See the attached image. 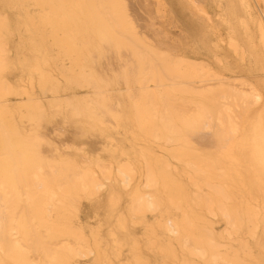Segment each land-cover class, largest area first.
<instances>
[{
    "label": "bare ground",
    "instance_id": "6f19581e",
    "mask_svg": "<svg viewBox=\"0 0 264 264\" xmlns=\"http://www.w3.org/2000/svg\"><path fill=\"white\" fill-rule=\"evenodd\" d=\"M1 1L5 6L12 0ZM32 5L40 8L42 41L52 37L59 56L70 60L82 51L93 59L83 76L99 95L89 103L68 102L69 108L104 134L99 125L109 114L134 138L126 149L106 135L103 148L109 147L116 162L114 176L98 158L101 174L64 153L62 148L73 144L63 133L46 135V116L36 98L26 105L36 129L20 128V115L7 97L11 85L1 77L9 67L4 54L12 21L0 17V264H75L93 253L94 264H114L112 257L151 264L129 218L146 226L148 246L163 253L162 264H168V252L181 264H264V0H168V36L156 26V0H33ZM76 9L88 17L85 30L76 26ZM35 47L40 52L41 45ZM104 57L112 69L121 66L111 80L128 88L124 97L116 96L118 117L102 88L109 84L98 69ZM233 67L234 75H227ZM29 70L47 81L39 62ZM127 122H135L140 134ZM149 138L168 144L169 159L146 145L138 149ZM133 154L145 165L143 187L130 193L123 213L113 179L121 187L132 184ZM170 158L184 167L172 168ZM104 191L107 198L97 206L106 203L108 217L115 216L122 231L110 232L111 253L101 250V236L96 235L95 248L85 246L87 222L80 216L82 199ZM209 216L227 224L218 237ZM226 238L233 244L223 243ZM174 243L182 247L181 259ZM125 245L129 255L122 258Z\"/></svg>",
    "mask_w": 264,
    "mask_h": 264
},
{
    "label": "rangeland",
    "instance_id": "374dc122",
    "mask_svg": "<svg viewBox=\"0 0 264 264\" xmlns=\"http://www.w3.org/2000/svg\"><path fill=\"white\" fill-rule=\"evenodd\" d=\"M131 1L132 0H130V2ZM32 3L33 0H12L7 5L3 6L2 1L0 0V12H2L0 17L9 18L12 21L7 36L8 47L4 54L6 61L9 63V67L4 71L1 77L7 79L8 83L11 85L12 93L7 97L11 100L10 103L14 104V108L12 109L20 115L19 122L21 126L19 127L27 131H34V129H36L37 126H35V123L29 120L26 116V105L31 102L29 101L31 98H36V100L34 99L33 101L42 105L46 116L44 123V127H46V135L51 139L54 134L60 132L65 135L67 141L73 144V148L67 149L61 147L64 153L70 155L74 154L79 161H85L87 164L89 162L92 164V167L97 174H101L100 165H105L111 169L113 175L116 176V162L110 155L111 152L109 151V147L103 148L106 147V135H111L110 137H113L114 143L120 141L127 149L131 144L130 141L134 138V133L129 130L126 131L124 128L116 127L114 118L109 114H106L102 116L104 121L99 125L106 129L104 134L98 129L92 127L94 126V123L90 118L82 114H75L72 109L69 108L68 102L75 99H85L89 103L96 95H99V93H93V90L86 85L83 76L85 71H89L93 67V59L89 54L86 56L85 51H82L80 57H78L77 54H74V60H70L69 56H66L65 54L59 56L58 49L52 37L46 36V39H43L42 41V34L39 31V28L42 30L44 26H42V22L38 17L40 8L33 6ZM75 4L77 5V2ZM155 6L154 7L159 14L155 19L156 26L162 28L165 36H168V0H156ZM26 8L31 10L32 15H36L33 19H29L25 16V12L29 11ZM22 9H24V12ZM175 10L177 17L180 21H183L182 15L179 13L180 7L176 6ZM141 11L143 15L148 13L145 7H141ZM75 13L74 17L75 22L77 23L76 26L79 27V30H85V23L88 21L86 13L79 12L77 9ZM76 26L71 27V29L78 30ZM139 28L142 30V35L145 36L144 29L141 26ZM40 45L42 51H35V46L39 47ZM44 47L49 49L48 54L44 51ZM156 48L159 49L158 47ZM163 49L168 51V47ZM45 59H47L48 62H46ZM230 60H232V58H230ZM100 61L102 64L98 69H101L100 73H102V77L109 81V84H102V88L106 90L107 93L105 94L112 98L115 115L118 117L120 109L116 103V96L121 95L124 97L128 88L124 83L120 84L113 82L110 74L113 70L116 72L121 66L116 64V68L112 69V67H109L110 65L107 66V60L105 57ZM38 62L41 65V73L44 74L47 81H42V78L40 77L42 74L29 70L31 65L37 64ZM234 70L235 68L233 67L231 70H226L225 73L231 76L234 75ZM244 78L245 76L242 77V79ZM126 100L129 101L130 104L133 103V99ZM133 116L134 115L131 113V120H133ZM135 124V122H127V125L131 126V129L134 130V132L140 134L138 128L133 126ZM143 145L152 148L160 157L169 159L168 144H164L163 141L149 138L147 142H139L138 149ZM133 157H135L134 165L136 169L132 184L128 187H121L118 180L113 179L122 194L120 212L123 213L127 212L130 193H132L136 187H143L145 165L139 157L134 156V154ZM97 158L100 160L98 162L100 165L96 164L97 162L95 159ZM170 159L172 168L181 169L184 167L183 163H180L173 158ZM187 179L188 178L185 179L186 182H188ZM105 192L106 191H104L102 195H97L91 199L83 198L81 202L80 216L82 217L84 224L87 222L86 230L88 244L85 246H87L88 249L95 248V237L96 235L101 236L99 241V244H101V250L104 253H111L113 242L110 232L116 231L119 227L115 216H112L111 218L108 217L105 207L106 203H104L103 206H97L100 200H105L107 198V192ZM209 218L214 221L217 237L219 234L225 232L227 227L225 221L210 216ZM128 224L130 229L135 231L139 246L147 259L150 260L151 264H162L164 259L163 253L148 246L146 226L142 222H139V219L133 221L131 218H129ZM117 231L119 234L122 233L121 230ZM260 232H262V230H260ZM220 240L221 239H219V241ZM223 243L233 244V241L226 238L223 240ZM174 244V251L178 253L179 258L181 259L182 247L177 243ZM120 250L122 258L129 255L127 245L122 246ZM174 258V255L168 252V264H176V261L177 264H181V260H175ZM112 259L114 264H129L127 262L123 263L114 257H112ZM94 260L95 255L93 253L86 257L78 258L75 264H94ZM195 260L199 262L198 259L195 258ZM201 262L202 260L200 263ZM130 264L133 263L130 262Z\"/></svg>",
    "mask_w": 264,
    "mask_h": 264
}]
</instances>
